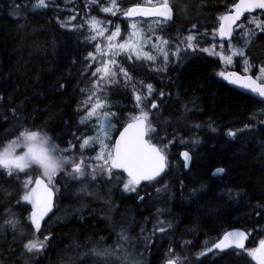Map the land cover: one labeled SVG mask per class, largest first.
<instances>
[{"label":"trees","instance_id":"16d2710c","mask_svg":"<svg viewBox=\"0 0 264 264\" xmlns=\"http://www.w3.org/2000/svg\"><path fill=\"white\" fill-rule=\"evenodd\" d=\"M235 1L169 0L172 21L157 27L153 20H143L140 26L146 36H151L147 23L152 22L156 35L177 43L195 24L199 47L216 44L219 51L221 41L216 36L213 39L212 33L218 26V17ZM31 3L32 0H0V150L28 129L47 135L60 148L72 142L78 153L76 137L94 134L92 128L80 123L83 112H78L77 107L84 98L80 88L89 86L91 72L97 66L93 63L85 72V66L91 63L86 57L94 51L97 41L86 39L90 35L86 25L72 31L61 27V23L77 13L72 24L84 23L88 13L110 29L119 25L123 34L130 20L121 13L112 16L98 7L85 8L89 0H54L48 8L36 11L31 10ZM145 3L118 0L124 10ZM14 4L23 7L14 11ZM252 15L261 17V12ZM231 39L235 46L241 43L240 29ZM223 43L227 55L228 42ZM246 51L253 64L264 63V33L258 34ZM183 53L179 59L170 56L167 71L154 70L160 66L159 60L152 65L134 58L127 60L124 55L118 57L134 80L153 85L155 91L146 101V110L159 135L165 138L163 142L173 140L166 172L157 181L139 185L135 192H125L122 184L102 178L95 182L75 181L58 173L62 189L56 209L42 225V235L38 234L40 239L45 235L50 238L46 248L33 256L23 249V243L32 238L28 208L16 204L25 174L15 179L0 170V187L11 192L9 196L0 191L3 264H121L116 255L96 256L91 251L116 248L121 230L131 239L124 248L139 264H163L170 248L186 258V264H254L242 250L205 256L199 253L205 250V242L210 246L233 228L248 233L246 249L255 248L264 239V102L221 81L218 73L225 69L244 73L240 57H234L232 66L224 68L217 55L199 50ZM249 74L255 77L258 68L253 67ZM106 92L111 111L117 113L113 136L127 122L128 115L135 113V101L131 89L122 83L108 86ZM152 101L158 109H151ZM229 131H235L236 136L227 135ZM181 149L191 155L188 170L183 169L179 159ZM16 151L19 154L23 148ZM215 168L225 171L212 176ZM27 175L34 178L41 175V170L33 166ZM82 187L91 195L81 192ZM9 207L25 227L24 237L5 224L10 218L5 213ZM158 220L170 222L172 227L166 233L154 232Z\"/></svg>","mask_w":264,"mask_h":264},{"label":"snow or ice","instance_id":"6c2138e0","mask_svg":"<svg viewBox=\"0 0 264 264\" xmlns=\"http://www.w3.org/2000/svg\"><path fill=\"white\" fill-rule=\"evenodd\" d=\"M68 2V0H66ZM54 0H32L31 10L46 9ZM23 6L14 4V11H19ZM98 7L102 13L116 16L121 13L124 17H151L157 27L167 24L173 19V8L169 0H146L145 4H136L122 9L118 0H89L85 8ZM257 10H261V17L252 15ZM248 13V16H245ZM77 15H72L61 23V27H67L72 31H80L87 26L90 35L86 39L97 41L101 38L105 43L102 45L97 42L94 51L89 52L86 57L91 63L85 66V72L95 63L97 66L91 72L90 84L87 87L80 88L84 98L80 101L77 111H82L80 123L93 129L95 134L83 133L76 137L79 141V152L77 153L76 144L69 142L67 148H60L51 143L47 135L40 131L25 129L19 133V136L0 150V170L10 178L19 179L20 174H25V179L21 182L22 192L20 199L16 201L17 205H31L30 214L27 220L30 222L31 237L23 243V249L26 253L33 256L39 255L47 246L49 236L45 235L43 239L39 238L41 234L42 222L45 217L52 211L53 207V190L54 178L58 173L63 172L72 180L83 181L90 180L95 182L98 178L114 181L122 184L123 191L135 192L137 187L143 181L153 182L168 167V149L173 140L164 143V137L157 132V127L150 119V112L146 110L148 104L146 101L155 91L151 83L136 81L130 75L128 70L120 62L118 57L124 55L127 60H142L151 62L156 65L160 61V66L155 67V71H167L170 63V56L180 58V53L192 51H201L208 53L210 56L217 55L226 64L232 65L234 57H240L243 63L244 74L236 72H220L222 76L231 84H238L244 89L250 90L258 97L264 98V63L259 65L253 64L251 58L247 55V49L251 46L253 39L260 33H264V0H238L231 5L229 10L218 17V27L213 30L212 36L220 37L219 51L216 50V44L210 48H200L197 41L199 34L195 31L197 25L193 24L189 34L180 39L175 45L174 51L171 50L170 41L162 36L156 35V29L149 26L152 32L151 36H146L143 29L139 28L136 23L130 25L132 31L128 39L120 41L121 29L119 25L110 34L107 27H104V21L96 16L87 17L84 23L72 24L77 19ZM244 18L242 21L241 18ZM239 22V23H238ZM111 24V21L107 22ZM236 29H240L241 43L238 46L232 44V36ZM207 35V33H204ZM153 37L155 39H153ZM228 42V53L225 54L224 40ZM183 45V48L181 47ZM150 47L151 51L145 49ZM155 53V54H154ZM253 67L258 68V74L253 77L250 75ZM122 83L125 88H130L132 97L135 101L133 108L135 113H130L127 123L119 133V137L111 142V132L115 130L114 119L117 113L111 111V103L107 96L106 89L112 84ZM163 95V92L160 93ZM2 99V98H0ZM151 109H158L155 101L151 102ZM264 114V113H262ZM93 120L95 123L93 124ZM245 127H248L247 125ZM235 131H229L227 135L236 136ZM154 139L158 142H154ZM175 139V137L173 138ZM185 143L183 139L180 141ZM98 145V149L96 146ZM23 148V151L17 154V149ZM94 152V155L92 154ZM71 153V154H66ZM183 157V166L188 167L191 157L187 151L181 153ZM36 166L41 170V176L33 179L27 175V170ZM224 168H217L213 175L224 173ZM126 174V175H124ZM46 178V179H45ZM0 191H5L6 195L11 192L0 187ZM85 195H91L87 192L86 187L80 189ZM159 191V189L157 190ZM230 194V193H229ZM238 195V194H237ZM142 200L143 197H140ZM160 211V210H158ZM5 213L10 216L5 220L14 231H19L21 237L27 235L25 227L17 218L11 207L5 209ZM172 225L170 222L158 220L154 226V232L166 233ZM248 235L243 231H228L223 237L204 251L199 253L205 256L207 253L214 254H232L236 250L246 252L256 264H264V239L259 241L258 247L246 249L245 241ZM131 239L128 234L121 230L117 234L116 248L96 249L91 251L96 256L116 255L121 260V264H139L132 257L124 244L130 243ZM229 250H232L230 253ZM122 254V255H121ZM240 254V253H237ZM167 255L165 264H186V258L176 254L171 248ZM25 264H28L25 261Z\"/></svg>","mask_w":264,"mask_h":264},{"label":"water","instance_id":"95a60500","mask_svg":"<svg viewBox=\"0 0 264 264\" xmlns=\"http://www.w3.org/2000/svg\"><path fill=\"white\" fill-rule=\"evenodd\" d=\"M161 2H162V0H160ZM236 2H238V0H236ZM131 6H134V5H131ZM131 6H129V7H131ZM128 7V8H129ZM229 10V9H228ZM257 11H261V10H257ZM245 14H247V13H245ZM125 18H128V17H125ZM137 18H142V19H149V18H151V17H134V18H129V19H137ZM243 18V17H242ZM241 18V19H242ZM218 38L220 39V37L218 36ZM227 39H225L224 41H226ZM227 72H236V71H227ZM236 73H238V72H236ZM239 74V73H238ZM222 81L227 85V86H229L230 88H232V89H235V90H237V91H239V92H241V93H243V94H247V95H250V96H253V97H255V98H257V99H259V100H261V101H263L264 102V98H261V97H258L256 94H254V93H252L250 90H248V89H244V88H242V87H240L238 84H231V83H229L227 80H225L223 77H222ZM125 126V125H124ZM123 126V127H124ZM123 127L118 131V133L116 134V136H115V138H114V141L119 137V133L123 130ZM186 150H182V151H180V153H179V157H180V159H181V161L183 162V157H182V155H181V153H183V152H185ZM190 155V154H189ZM189 165H190V162H189ZM189 165H188V167L187 168H185L184 167V169L185 170H187L188 168H189ZM216 170V169H215ZM214 170V171H215ZM213 171V172H214ZM212 172V173H213ZM126 175V174H125ZM37 177H40V176H36L35 178H37ZM34 178V179H35ZM143 182H147V181H143ZM142 183V182H141ZM53 202H54V193H53ZM27 205V207H29V214H30V210H31V205H29V204H26ZM53 210H54V205H53V207H52V211L48 214V216H46L45 217V220L47 219V217H49L50 215H51V213H53ZM44 220V221H45ZM44 221L42 222V224L44 223ZM29 224H30V222H29ZM228 231H242L241 229H232V230H228ZM227 231V232H228ZM244 232V231H243ZM223 237V236H222ZM221 237V238H222ZM220 238V239H221ZM245 244H246V241H245ZM254 263L256 264V262L254 261ZM165 264V263H164Z\"/></svg>","mask_w":264,"mask_h":264},{"label":"rangeland","instance_id":"374dc122","mask_svg":"<svg viewBox=\"0 0 264 264\" xmlns=\"http://www.w3.org/2000/svg\"><path fill=\"white\" fill-rule=\"evenodd\" d=\"M144 1H146V0H144ZM143 22V20H138V21H133V20H131V21H129L128 22V29L125 31L126 33H121V35H120V37H119V40L122 42V41H124V40H126V39H128V36H129V33L132 31V29H131V27H130V25L132 24V23H136L137 25H138V27L139 28H141V26H140V23H142ZM153 26V25H155L154 23H150V22H148L147 23V26ZM104 26V25H103ZM104 27H107L108 29H109V32H107V33H105V35H108V34H110V32L111 31H114V29L115 28H112V29H110V27H108V26H104ZM153 39H155L154 37H153ZM178 41H180L179 39H177V43H174V42H172V41H170V45H171V50H173L174 51V49H175V45L176 44H178ZM97 42H100L102 45L105 43V41H103L101 38H98V40H97ZM150 50H151V48H150ZM149 50V51H150ZM181 54H184L183 52H181ZM222 61V60H221ZM223 62V61H222ZM228 66H231V65H226L224 62H223V67L224 68H226V67H228ZM95 134V133H94ZM111 135H112V132H111ZM96 148L98 149V145L96 146ZM94 155V154H93ZM55 187V189H57V185H54ZM159 200H160V198H159Z\"/></svg>","mask_w":264,"mask_h":264},{"label":"flooded vegetation","instance_id":"af4514ba","mask_svg":"<svg viewBox=\"0 0 264 264\" xmlns=\"http://www.w3.org/2000/svg\"><path fill=\"white\" fill-rule=\"evenodd\" d=\"M0 264H3V260H2V258H0Z\"/></svg>","mask_w":264,"mask_h":264},{"label":"bare ground","instance_id":"6f19581e","mask_svg":"<svg viewBox=\"0 0 264 264\" xmlns=\"http://www.w3.org/2000/svg\"><path fill=\"white\" fill-rule=\"evenodd\" d=\"M182 162V161H181Z\"/></svg>","mask_w":264,"mask_h":264}]
</instances>
